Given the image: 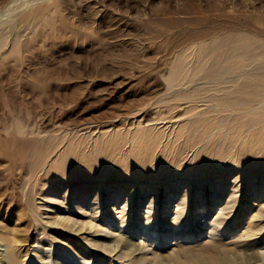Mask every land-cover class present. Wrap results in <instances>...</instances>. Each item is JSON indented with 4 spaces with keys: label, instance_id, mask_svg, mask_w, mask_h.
I'll use <instances>...</instances> for the list:
<instances>
[{
    "label": "rangeland",
    "instance_id": "374dc122",
    "mask_svg": "<svg viewBox=\"0 0 264 264\" xmlns=\"http://www.w3.org/2000/svg\"><path fill=\"white\" fill-rule=\"evenodd\" d=\"M262 189L264 0H0V264H264Z\"/></svg>",
    "mask_w": 264,
    "mask_h": 264
},
{
    "label": "bare ground",
    "instance_id": "6f19581e",
    "mask_svg": "<svg viewBox=\"0 0 264 264\" xmlns=\"http://www.w3.org/2000/svg\"><path fill=\"white\" fill-rule=\"evenodd\" d=\"M242 100H246V99H242ZM239 102H241V101H239ZM220 180H221V182H223L222 178ZM235 181H237V179L234 180V182ZM183 184H185L186 190L184 189L185 191H184V193H181L180 197H178V195H179V192L181 191V189L178 188L172 192L173 197L174 198L178 197V199H179L178 205H177L178 209H177V213H176L178 215L182 214V213H187V210L190 207L191 189L189 187H187V183H183ZM238 187L239 186L233 187L234 188V191H233L234 195L232 197H230L229 199H227L224 206L221 207L220 212H218V216L220 217V219H215L214 220L215 222L219 223L221 221V218L228 215L230 210L236 205L235 203L238 202V198L234 197L236 194V189ZM172 190H174V189H172ZM254 194H257L256 190H255ZM131 197H132V195H129L128 199L125 200V203H126L125 206L126 207L132 204V200L129 199ZM154 198H157V196H154ZM62 199L66 202L69 201V198H66V197L65 198L63 197ZM253 200H255V201L263 200L264 201V189H262V194H260L259 196L256 195V198H254ZM205 201L201 200L200 206H202V208H204ZM169 203L170 202H168L167 204H169ZM150 205L153 209H156L157 206L159 205V201L158 200L150 201ZM219 205L221 206L222 203L219 202ZM80 209L84 210L82 207ZM124 211H125V208H124ZM259 211L264 212V209L260 208ZM254 217H257V216H254ZM93 220H90V223H89L87 228L92 229L94 227V224L92 223ZM56 222H61V221L57 220ZM83 228L85 229L86 227H83ZM248 230H249V228H246L245 230L238 232L235 236L242 238V237H248V236L252 235V234H249ZM121 232L119 233V236L117 238H107V239H96L91 234H89L92 236V238H90L89 240H91L94 243H97V245H99V243H100L101 244L100 246L104 247L105 249H107L108 247L105 246L104 242H114V246L111 247L110 250L111 251L117 250L118 252H121L120 254H124V257H129L130 260H132L135 252H137V251L143 252L144 251V253L142 255V256H144L142 258V260H143V263L141 262L142 264H200V262H202V261L203 262L209 261V264H232L231 262H227V263L224 262V260H225L224 258L227 257V255L229 253L234 252V251H236L237 248H239L238 242H232L231 241L233 237L231 238L230 241H227V242H225L223 239H216L215 236L219 232V230H217L216 225H215V227L212 226V229L210 231L212 238L206 241L207 242L206 247L204 246V248H202L203 250H200V253L189 254L183 248V245L180 244L179 241H177L175 243V247L170 248L171 252L169 253V256H163V257H160L161 255L159 256L158 253L155 254L153 251H152L153 255L150 253V251L145 252V248L147 245H142L141 244L142 242H140L141 245L136 244L134 242L133 237L131 238L129 235H125L124 233H121ZM112 234H113V232L109 231V236H111ZM177 235L178 234H176L175 236H177ZM185 239H187V240L191 239V235L189 234L187 237H185ZM199 249H201V248H199ZM149 253L151 254V256L147 258L146 254H149ZM6 260L9 264L15 263L14 254L9 255ZM6 260L3 259L4 262ZM144 261H145V263H144Z\"/></svg>",
    "mask_w": 264,
    "mask_h": 264
}]
</instances>
